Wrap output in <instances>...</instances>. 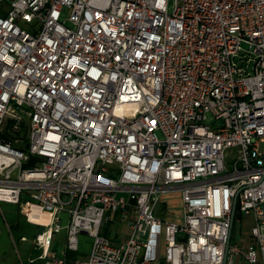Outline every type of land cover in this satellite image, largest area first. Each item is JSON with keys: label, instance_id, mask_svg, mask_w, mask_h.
<instances>
[{"label": "built area", "instance_id": "1", "mask_svg": "<svg viewBox=\"0 0 264 264\" xmlns=\"http://www.w3.org/2000/svg\"><path fill=\"white\" fill-rule=\"evenodd\" d=\"M0 203L49 216L44 264H264V0H0Z\"/></svg>", "mask_w": 264, "mask_h": 264}, {"label": "crops", "instance_id": "2", "mask_svg": "<svg viewBox=\"0 0 264 264\" xmlns=\"http://www.w3.org/2000/svg\"><path fill=\"white\" fill-rule=\"evenodd\" d=\"M13 206L14 205L8 203H0V264H44L42 260L38 259L41 255V250L36 248L35 239L46 230L49 216L46 213H41L39 209L33 208L29 213V217H27L20 211L19 206H16L17 213L13 210ZM161 206L165 212L164 218L172 221L180 220L181 200L178 193H167L162 195ZM113 223H118L117 218H115V222ZM39 229H43V231L36 232ZM103 231L104 234L116 244L124 242L127 238V236L123 237L122 235L119 236L117 233H113V229H109L107 224L103 226ZM65 238V229L53 235L47 251L49 253H55L57 257H61L64 251ZM252 244L253 240L251 237V239L245 243L242 251H246ZM58 245L61 246L60 251H58ZM90 245V240L88 241L83 236L78 244V250L76 252H70L66 256L65 264H75V261L85 259L89 253ZM157 254L158 260L149 264H163V250L159 249ZM231 259L233 264H241L242 261H245L240 255L233 256Z\"/></svg>", "mask_w": 264, "mask_h": 264}, {"label": "rangeland", "instance_id": "3", "mask_svg": "<svg viewBox=\"0 0 264 264\" xmlns=\"http://www.w3.org/2000/svg\"><path fill=\"white\" fill-rule=\"evenodd\" d=\"M175 0H168V5L170 10L173 8ZM4 208V206H3ZM13 210L17 213V207L14 205ZM155 215L164 218L165 212L162 209L161 202L157 205L155 209ZM117 220H119L118 215L116 216ZM253 225V218L251 215H241V217L236 216L233 221V226H232V233H231V241H230V246H236L239 249L242 250L244 247L245 243L251 239V227ZM107 227L109 229H113V233H117L119 236L126 237L129 232V226L128 223H112V224H107ZM43 229H39L36 232H42ZM114 235V234H113ZM60 236V235H59ZM83 236H80L78 239V244L80 242V239ZM88 241L91 239L87 236H84ZM61 246L58 245V251H60ZM241 256V255H240ZM241 264H248L246 261H242Z\"/></svg>", "mask_w": 264, "mask_h": 264}, {"label": "trees", "instance_id": "4", "mask_svg": "<svg viewBox=\"0 0 264 264\" xmlns=\"http://www.w3.org/2000/svg\"><path fill=\"white\" fill-rule=\"evenodd\" d=\"M10 124H11V121L8 122L7 129L9 128ZM18 135L19 134H17V133H11V132H7V131H5L4 133L1 134L2 138H4L6 141H10L11 144L13 145V147L23 148L21 143L15 142V139L18 137ZM69 253L70 252H68L67 255Z\"/></svg>", "mask_w": 264, "mask_h": 264}]
</instances>
